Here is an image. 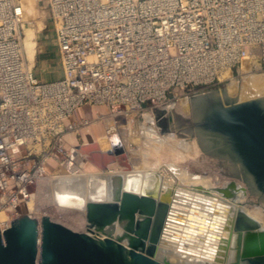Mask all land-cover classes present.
Returning <instances> with one entry per match:
<instances>
[{
    "label": "built area",
    "instance_id": "built-area-1",
    "mask_svg": "<svg viewBox=\"0 0 264 264\" xmlns=\"http://www.w3.org/2000/svg\"><path fill=\"white\" fill-rule=\"evenodd\" d=\"M47 6L61 77L41 82L22 49V0H0V232L33 198L32 189L86 159L85 144L64 142L92 125L67 123L81 107L108 109L113 130L106 133L119 134L118 119L166 104L174 91L264 79V0Z\"/></svg>",
    "mask_w": 264,
    "mask_h": 264
},
{
    "label": "bare ground",
    "instance_id": "bare-ground-1",
    "mask_svg": "<svg viewBox=\"0 0 264 264\" xmlns=\"http://www.w3.org/2000/svg\"><path fill=\"white\" fill-rule=\"evenodd\" d=\"M26 1L27 3L29 2L28 0ZM30 4H32L31 1L28 5ZM40 29L41 25L33 26L25 22L23 24L24 36L21 39V44L30 67L35 62V33ZM257 77L249 76L244 79L243 87L239 88L240 92L237 102H242L246 98L259 99L264 97V83L260 82ZM231 88L233 87L231 86ZM235 89L233 90L235 91ZM245 89L246 91L250 89V92L246 93ZM227 90H230V88H227ZM218 95L220 99L224 100L225 104L226 100L230 101L228 96H222L221 93ZM233 100L230 102L233 103ZM178 104L176 105L179 107L178 112L192 113L190 101L183 100ZM176 106L173 108H176ZM97 108L99 107L86 105L78 109L75 115L76 117L82 115L83 119L92 123L91 126H86L85 132L91 139L95 140L94 143L97 144L99 151L101 153L111 152L102 151L106 149L105 143L108 140L114 146L112 143L114 138L109 139L108 135H110V132L109 134L106 133V131L113 130V128L109 126V119H104V116H101L103 111ZM169 108L171 109L172 106ZM169 112H171L172 119L176 122L179 116L173 114L171 110ZM96 118H100V120L98 121ZM127 126L124 128H128L127 130L130 132L132 129H130L129 124ZM115 129L117 130V128ZM120 130L122 131L123 129L121 128ZM187 136L182 140H176L174 136L173 138L171 137V140H174L170 141L168 138H159L154 131L143 129L139 140L142 142L143 148L138 151L130 148L124 149L127 154H139V157H141L139 164L132 166L131 170L127 171L123 166H121V170L102 166L92 160V155L86 153V164L84 163L85 160H83L81 165L69 175H54L49 181L52 186L51 194L54 202L68 208L76 207V211L81 216V219L73 218L71 224L67 225V227L101 239L109 237L116 240L124 232V223L116 221L112 225L104 227L101 232L96 231L87 222L86 205L88 203H107L112 201L114 194L119 189V181L121 192L137 193L138 190L147 185L150 190V196L155 203L161 202L165 206L163 226L155 249V260H165L169 264H233L238 250L237 234L234 229L237 213L241 212L256 221L259 227L264 230V200H260L262 204L259 202L258 206L262 209H259L253 201L248 199V189L243 187L239 183L240 181L233 180L234 172L226 168V165L221 161H219L218 166L225 167L226 173L230 171L226 175L232 176L227 181L225 180L226 182L224 183L221 181L223 183L222 186H213L219 181L215 177L212 179L213 184H210V181H207L210 177L196 174L193 169L192 173L188 171V168L187 170L176 167L175 162H184V160L188 159V156L192 155L195 157L202 151L198 147L195 134L191 138H186ZM64 138H67L70 143L75 142L73 134H68ZM139 141L137 142L139 143ZM120 151L121 153L123 152L121 149ZM115 158V162H120L121 159L117 156ZM192 158L190 157V159ZM88 162H93L95 165L94 170L88 169ZM165 162L168 163L166 167L170 174L163 169L164 167H162L164 171L161 170L160 165ZM165 172L169 176H166ZM220 173L224 172L221 171ZM208 176H212V174ZM231 183L238 187V190L231 188L234 195L229 190L230 187H228ZM222 188H226L225 195L220 192ZM246 198L248 200L245 202L244 199ZM32 203L33 198L27 202L25 208L27 210L30 209ZM136 218H138L137 215ZM0 219L1 221L3 220L2 214ZM63 225L65 224L63 223ZM240 233L243 235L244 230H241ZM121 244L125 246L126 242L123 241Z\"/></svg>",
    "mask_w": 264,
    "mask_h": 264
},
{
    "label": "water",
    "instance_id": "water-1",
    "mask_svg": "<svg viewBox=\"0 0 264 264\" xmlns=\"http://www.w3.org/2000/svg\"><path fill=\"white\" fill-rule=\"evenodd\" d=\"M226 104V107L222 105L217 90L190 98L198 147L205 154L220 159L246 183L250 194L264 200V145L258 143L255 136L246 130L235 131V140L239 141L243 151L256 164L262 176L260 190L253 175L243 176L237 166L228 165V159L221 158L222 153L216 152L217 148L232 149L231 138L226 132L203 127L206 124L204 120L207 121L214 109H219L229 118L232 116L231 111L238 108L257 106L264 112V97L240 104L226 100ZM222 118L221 122L224 121ZM212 138L216 139L217 144ZM81 151L84 154L87 151L92 155V160L102 166L114 163L116 156L119 159L124 158L119 147L111 152L101 153L96 143L83 147ZM234 163L239 164V159L236 158ZM118 187L112 201L86 205L87 222L96 231L101 232L104 227L116 221L124 223V232L116 240L82 233L47 217L42 216L38 221L31 215L22 214L11 221L9 229L0 232V264H169L165 260L154 259L164 221V204L155 203L147 185L137 193L121 192L120 181ZM228 187L238 190L233 183ZM225 189L220 191L224 195ZM234 229L238 250L233 264H251L253 259L264 256V230L256 221L238 212ZM241 230H244L243 235ZM123 241L126 242L125 246L121 244Z\"/></svg>",
    "mask_w": 264,
    "mask_h": 264
},
{
    "label": "rangeland",
    "instance_id": "rangeland-1",
    "mask_svg": "<svg viewBox=\"0 0 264 264\" xmlns=\"http://www.w3.org/2000/svg\"><path fill=\"white\" fill-rule=\"evenodd\" d=\"M28 1H29L28 3H30L31 1L32 4L28 5L26 0H22L24 22L28 25L30 24L33 26L41 25V29L37 33H35L36 46H35V62L33 65L34 76L40 81L52 80L54 79V74L60 73L61 70H60V64L58 62V56H57L58 52H57V48L54 42V32H53V28L51 26V22L49 18V11H48V6H47L48 0H28ZM21 33H22V37H21L22 39L24 36V30H22ZM45 61H47L48 65L50 64L52 65L51 69H47V67H45L47 66V64H45ZM257 78L258 80L260 79L259 80L260 82L264 83L263 82L264 79L262 77H257ZM243 84H244V80L242 81V83L238 85H234L232 83L227 82V83H223V84H220L214 87L200 88V89H188L186 91H174L173 93L175 94V96L170 98V101L167 102L166 104L155 107L154 109L144 110L138 115L128 116L126 118L124 117V120L121 117L120 119H118V125L119 126L121 125L120 129L122 128L123 130L122 131L120 130L119 134L114 133V135H108L109 139L114 138V140L112 141L114 146H112L110 140H108L105 143L106 149H104L102 152L112 151L115 147H119L123 151L124 158H122L120 162L116 161L114 163L108 164L107 167L112 168V169L121 170V166H123L128 171L129 169L130 170L132 169V166H136L139 164V161L141 159V157H139V154H135V155L131 153L127 154L124 152L125 151L124 149L130 148V149L138 151L143 148L142 142L139 141L141 139V132L143 129L154 131L158 135L159 138H168V140L170 141L174 140V139L171 140V137L173 138L174 136L176 140L185 139V136L187 135L188 136L186 138L193 137L195 131H194L192 113L186 112L188 113L186 114L184 112H181V113L178 112L179 107L176 105H179L178 103H180V101H183V100L190 101L191 97L197 96L199 94H205L208 92H212L215 90H217L218 94L221 93L222 96L224 95L228 96L229 97L228 99L230 101L234 99L233 104H240V103H244L247 101L255 100L256 98H252V99L246 98L247 99V100L245 99L246 101L244 100L242 102H237V97L240 92L241 86L243 87ZM231 86L233 88H231ZM227 88L228 89L230 88L231 91L227 90ZM233 89H235L236 93ZM247 90L250 92V89H247ZM244 91L246 93L248 92L246 91V89ZM231 93L233 96L231 95ZM221 103L223 106L225 107L227 106V104L224 103L223 99L221 100ZM170 106H172L171 109L169 108ZM175 106L176 108H173ZM97 109L98 110L101 109V111H103L102 112L103 115L101 114V116L102 117L104 116V119L108 118L110 122V118H111L110 111L104 107H99ZM169 109L172 111L173 114H176L179 116V119H177L176 122L175 120L172 119L173 117L171 115V112H169L170 111ZM79 116L76 117L74 113L68 122L72 123V122L81 121L83 119V116L82 115H79ZM128 124L130 125V129H132L130 131L131 134L127 130L128 128L127 129L124 128V127H128L127 126ZM74 139H75V142L70 143L68 142L67 138H64V142H67L71 146L85 144L86 147H88V145H91L95 142L94 139H91L86 134L85 129L81 130V132H79L77 136H74ZM137 141H139V143ZM139 145L141 146V148ZM200 153L198 154L199 156L195 155V157L190 155V157L191 158L193 157L194 159L193 158L190 159V157L188 156V159L186 157L187 160H184V162L183 161L181 163L175 162L176 163L175 166L179 167V169L188 168L189 170L188 169L187 170L189 172H192V169H193V171L196 172V174H199L201 176H206L208 178L210 177L211 180L210 178L209 180H207L208 182L210 181V184H213L212 179L214 177L217 178V181L218 180L219 181L217 182V184H213V186H217V185L222 186L223 183L229 179V177L232 178V176L226 175L227 173H230V171H227V173L225 172L226 171L225 167L228 168L227 166H225L224 168L218 166L219 161H221L220 159L204 154L203 151H200ZM84 163L86 164V159ZM88 164H89V167H88L89 170L95 169V165L93 164V162H90V163L88 162ZM167 164H168L167 162L161 164L160 165L161 170L164 169L165 171L169 172L166 167ZM162 167L164 168L162 169ZM219 170L223 171L224 173H220L221 171ZM49 172L51 174L52 170H49ZM169 174L165 172L166 176H169ZM211 174L212 176H208ZM234 175L235 176L233 180L237 182L240 181L239 183H241L243 187L247 188L246 183L243 180L239 179L235 173ZM221 181L223 183H221ZM51 189H52V186L50 182H48L47 184H44L41 188H38L37 190L32 189L34 195H33V203L30 206V209L27 210L25 206H20L17 210L18 215L19 216L22 214L31 215V217L34 220H38V221H40L43 216L53 221H56L58 223H61V224L64 223L65 226L67 225L69 226L73 218L81 219V216L78 214V211H76L77 210L76 207L68 208L66 206L58 205L56 202H54L52 198V194H51V191H52ZM248 197H249L248 199H250V201H253L257 206L259 205V202L260 204H262V201L258 199V196L248 193ZM248 199L246 198L244 199V201L246 202ZM258 208L262 209L260 206H258Z\"/></svg>",
    "mask_w": 264,
    "mask_h": 264
},
{
    "label": "flooded vegetation",
    "instance_id": "flooded-vegetation-1",
    "mask_svg": "<svg viewBox=\"0 0 264 264\" xmlns=\"http://www.w3.org/2000/svg\"><path fill=\"white\" fill-rule=\"evenodd\" d=\"M221 114V116L219 115ZM225 113L220 112L219 109H214L213 114L207 118L205 121V125L209 130L215 131L216 129H222L226 132V134L231 138L232 141V149L223 150L222 148H217V153H222L221 158L228 159V165H232L233 167L237 166L239 172L247 177L248 174H251L255 178V182L257 187L261 188V174L258 171V167L255 163L252 162L246 152L243 151L241 144L239 141L235 140V131L246 130L249 134H253L258 143H262L264 145V112L257 106H250L245 108H238L231 111V118L229 116L225 117ZM223 117V118H222ZM221 118L224 120L221 122ZM226 119L229 121L227 122ZM233 119L234 123L233 122ZM241 122V123H239ZM236 128V129H235ZM251 130V131H250ZM217 131V130H216ZM213 141L217 144L216 139L212 138ZM227 155V157L225 156ZM236 158L239 159L240 163L235 164L234 160ZM241 164V165H240ZM233 193V189L229 188ZM234 195V193H233ZM251 264H264V256L260 258L253 259Z\"/></svg>",
    "mask_w": 264,
    "mask_h": 264
},
{
    "label": "crops",
    "instance_id": "crops-1",
    "mask_svg": "<svg viewBox=\"0 0 264 264\" xmlns=\"http://www.w3.org/2000/svg\"><path fill=\"white\" fill-rule=\"evenodd\" d=\"M58 56V55H57ZM58 62H59V56H58ZM45 64H47V66H45V67H47V69H51L52 68V65L50 64V65H48V63H47V61H45ZM54 74V73H53ZM59 77H61V72L60 73H55L54 74V79H52V80H55V79H58ZM40 81V80H39ZM45 81H51V80H42L41 82H45Z\"/></svg>",
    "mask_w": 264,
    "mask_h": 264
}]
</instances>
